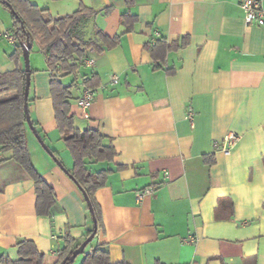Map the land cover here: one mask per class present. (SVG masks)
Here are the masks:
<instances>
[{"label": "crops", "instance_id": "0c3cea01", "mask_svg": "<svg viewBox=\"0 0 264 264\" xmlns=\"http://www.w3.org/2000/svg\"><path fill=\"white\" fill-rule=\"evenodd\" d=\"M60 1L50 16L70 15L80 5L96 12L86 39L96 30L120 35L111 49L88 50L76 73L60 79L72 84L74 128L97 131L116 152L110 162L86 160L90 172H108L95 192L103 230L92 246L105 245L112 264H264V25L246 24L240 0H135L130 8L124 0ZM127 11L137 18L130 31L120 22ZM11 32L0 8V74L24 68L22 57H11L14 43L4 37ZM161 38L186 44L153 69L144 45ZM29 64L28 113L53 157L27 125L25 137L56 204L51 216H38L33 181L0 153V259L16 261V243L25 239L42 264H55L66 236L84 240L90 217L64 172L72 158L56 127L50 73L37 44ZM92 76L86 120L77 100ZM230 134L239 141L226 154L220 146ZM188 237L195 243H183Z\"/></svg>", "mask_w": 264, "mask_h": 264}, {"label": "trees", "instance_id": "16d2710c", "mask_svg": "<svg viewBox=\"0 0 264 264\" xmlns=\"http://www.w3.org/2000/svg\"><path fill=\"white\" fill-rule=\"evenodd\" d=\"M134 2L135 0H124L126 8L132 7ZM0 4L10 13L11 31L15 35L14 52L11 57L15 59L22 57V48L27 42L32 45L37 44L44 57L50 73L54 120L60 139L72 158V168L67 171V175L77 186L83 198L85 195L88 199L96 219L97 235L103 230V224L100 207L95 200V192L105 185L108 172H90L86 168V160L110 162L116 152L111 143H106L105 138L97 131H79L74 128L73 117L70 114L72 84L64 85L60 79L76 73L77 69L83 65L88 50L100 52L102 47L111 49L117 45L120 35L108 37L102 31L96 30L94 39H86V22L93 18L96 12L82 5L70 15L54 18L46 9H40L28 0H0ZM109 11L106 9L104 13L107 14ZM120 22L130 31L137 22V18L127 11L120 16ZM185 44V39L179 43L168 44L164 38H161L153 44H145L144 49L153 61V69H159L169 51L182 48ZM167 73L172 72L167 70ZM24 85L25 74L20 69L0 74V153H9L8 158L20 165L33 181L36 214L51 216L56 204L54 191L35 170L28 152L25 137L27 122L23 108ZM81 85L83 90L94 88L95 76L84 80ZM32 124L34 125L33 122ZM2 161L4 158H0V162ZM84 201L86 203L85 198ZM86 207L90 217V228L87 229L84 240L91 234L93 227L87 203ZM94 238L76 257H81L79 264H112L105 245L92 246ZM82 242L78 243L74 238L66 236L65 245L58 251L55 264H73L74 261L70 258ZM16 248L18 255L16 261L0 259V262L42 264L43 255L38 252L32 241L19 240Z\"/></svg>", "mask_w": 264, "mask_h": 264}, {"label": "built area", "instance_id": "2783aa9c", "mask_svg": "<svg viewBox=\"0 0 264 264\" xmlns=\"http://www.w3.org/2000/svg\"><path fill=\"white\" fill-rule=\"evenodd\" d=\"M240 8L244 13V21L248 25L263 26L264 25V11L261 7L259 0H240ZM4 37L12 43H15V35L13 32L5 34ZM88 66L92 65L90 60L85 61ZM112 82H116V77L112 78ZM95 89L93 88H84L81 97L77 100V105L79 107L82 118L88 120L90 118V108L94 99ZM187 119L192 123L194 119V114L192 110H188ZM239 137L235 134H230L226 136L220 146L221 151L228 153L234 146L238 143ZM152 189H147L144 192L138 193L141 198L144 194H148ZM196 239L194 237H188L183 239L185 244H193Z\"/></svg>", "mask_w": 264, "mask_h": 264}, {"label": "water", "instance_id": "95a60500", "mask_svg": "<svg viewBox=\"0 0 264 264\" xmlns=\"http://www.w3.org/2000/svg\"><path fill=\"white\" fill-rule=\"evenodd\" d=\"M32 49V44H30L29 42L26 43V45L22 48V58H23V64H24V74H25V85H24V91H23V108H24V113H25V117H26V122H27V126L29 127V129L31 130V132L33 133L34 137L37 139V141L39 142V144L42 146V148L50 155L52 156V153L49 151V149L47 148V146L45 145V143L43 142V140L41 139V137L39 136L38 132L36 131V129L34 128L29 113H28V93H29V87H30V64H29V52ZM53 157V156H52ZM64 172L67 174V171L64 170ZM84 198L86 200L87 206H88V210L90 212L91 215V222H92V232L91 234L80 244V246L78 247L77 250H75V252L73 253V255L71 256L70 260L74 261V259L81 254L85 247L87 246L88 243H90L93 238L95 237L96 233H97V224H96V219L93 215L92 212V207L88 201V199L86 198V196L84 195Z\"/></svg>", "mask_w": 264, "mask_h": 264}, {"label": "rangeland", "instance_id": "374dc122", "mask_svg": "<svg viewBox=\"0 0 264 264\" xmlns=\"http://www.w3.org/2000/svg\"><path fill=\"white\" fill-rule=\"evenodd\" d=\"M30 3H36L39 8L46 9L52 16H55L58 12L57 9H59L62 5L60 3V0H28ZM0 8H4L8 12V15L10 17V13L3 5L0 4ZM10 27H11V17H10ZM78 259H81V257H78Z\"/></svg>", "mask_w": 264, "mask_h": 264}]
</instances>
